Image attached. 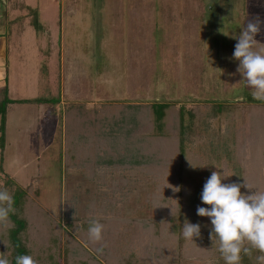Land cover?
Returning <instances> with one entry per match:
<instances>
[{"label":"rangeland","instance_id":"374dc122","mask_svg":"<svg viewBox=\"0 0 264 264\" xmlns=\"http://www.w3.org/2000/svg\"><path fill=\"white\" fill-rule=\"evenodd\" d=\"M256 18L264 22V0H0V90L8 94L0 134V190L13 198L21 190V205L38 203L62 229L67 220H76L74 230H65L38 264H108L105 246L101 254V246L82 242L89 220L112 229L121 223L107 221L118 216L146 226L157 220L155 199L163 190L169 193L167 182L162 190L161 181L132 167L84 180L78 170L84 167L65 161L66 154L73 158L71 150L65 151V139L67 145L77 144L83 134L75 123L78 116L69 114L73 109L105 105L110 115L113 105L132 110L173 104L183 112L185 143L200 155L221 162L233 152L241 130L242 147L248 143L244 148H256L253 153L264 157V109H251L264 101L253 99L233 58L234 37ZM254 39V50L264 49V23ZM195 105L215 111L194 127L186 112ZM89 132L88 141L96 144L101 133L92 142ZM118 140L112 141L118 152L136 155V143L128 146L123 138V146L115 145ZM158 144L149 141L140 148L168 153L165 144ZM119 177L127 179L119 191L102 185ZM78 244L86 254L76 249Z\"/></svg>","mask_w":264,"mask_h":264},{"label":"trees","instance_id":"16d2710c","mask_svg":"<svg viewBox=\"0 0 264 264\" xmlns=\"http://www.w3.org/2000/svg\"><path fill=\"white\" fill-rule=\"evenodd\" d=\"M7 96L6 89L0 90L1 135L5 126L6 107L4 103H6ZM251 106H254L251 109L255 107L260 110L264 109L261 105ZM112 107H114L113 111ZM112 107H110L112 111L110 115H107L109 107L105 105L91 109L80 107L69 111V114L78 116L75 123L78 125L77 130L79 129L83 134L77 144L74 141L67 145V138H64L65 151L71 150L73 154V158L66 154L67 165L84 167L78 170L86 181H94L97 175L105 177L113 171L125 172L132 167L146 177L161 181V186L158 188L163 190L168 186L169 193L166 195L164 192L167 189L163 190V194L155 199L157 200L155 213L157 220L150 219L146 226H140L141 220L123 221L120 217L113 216L107 224L118 222L121 225L112 229L107 226L103 232V241L93 243L88 237L82 242L87 245L91 244L92 247L105 245L108 253L103 254L106 259L101 258L105 259L108 264H185L189 260H195L200 264H225L218 250V241L215 237L212 239L213 226L210 218L197 215L198 206L210 207L201 201V193L205 184L203 177L206 178L211 176L213 171H218L222 177H226L222 183L243 185L247 181L253 189L241 187V192L244 194H252L257 189L264 191V157L262 154L253 153L256 148L252 150L253 147L244 148L249 146L248 143V146L245 144L242 147L238 140L242 131L239 130L236 132L233 152L226 154L221 162L219 159L215 161L207 155H200L198 149L185 143L184 136H182L184 134L183 112L173 104L138 105L132 110L131 106L113 105ZM214 111L215 107L211 105L208 107L195 105L190 107L186 114L190 118L191 125L195 127L196 122L198 124L202 120L204 123ZM245 112L241 110L242 115ZM69 114L65 110L64 120ZM248 115L249 113L246 114ZM73 125L75 127V124ZM64 130L66 136L67 126ZM88 132L93 137L92 142L99 136L98 133H101L99 140H95L96 144L88 141L86 137ZM117 138L119 140L115 142V145L123 146L124 144L120 142L123 138L126 139L124 141L128 146L136 143V155L124 157L123 150L121 153L118 152L120 148L116 149L114 144L112 145V141ZM0 139H2L1 136ZM149 141L160 143L158 145L165 144L164 149L167 148L168 153L160 155L153 152L156 151L154 149L149 152L141 149ZM244 151L248 153V157L243 158L246 155ZM104 181L102 185H105L109 191H119L122 187H126L127 183V179L122 177ZM16 193L18 195L13 198V207L15 211L19 209L20 212L10 213L9 227L0 226V253H6L10 264H15V259L19 255H31L36 261L38 259L45 261L47 253L50 249L52 250L53 245L57 244L56 239L59 240L65 230L73 231L76 220L73 222L67 220L64 224L65 229H62L60 224L52 222L38 203L27 202V205H21L19 202L22 196L21 190ZM28 210L31 215L25 214ZM21 215L26 216L22 218ZM186 221L192 224L199 223V237H194L193 240L184 238L182 233ZM26 222H31V226L28 227ZM54 236H56L55 240H53ZM76 249H81L79 244L76 245ZM133 251L135 256L131 254ZM84 254L86 253L82 250V255ZM258 255H260L259 252L255 250L251 257L242 254L241 264H257Z\"/></svg>","mask_w":264,"mask_h":264},{"label":"clouds","instance_id":"9594fccd","mask_svg":"<svg viewBox=\"0 0 264 264\" xmlns=\"http://www.w3.org/2000/svg\"><path fill=\"white\" fill-rule=\"evenodd\" d=\"M261 23L256 18L249 20L238 37L233 58L239 61L237 71L242 74L247 86L251 87L252 97L264 101V49L254 50L257 41L254 37L260 32ZM222 174L213 171L204 184L201 201L210 207H197V215L210 218L212 239L216 238L225 264H241L242 254L251 257L253 250L260 253L257 264H264V191L243 194L241 187L253 189L244 183H222ZM12 194L0 190V226H10V213H14ZM104 224L98 219H90L88 237L93 243L103 241ZM183 236L193 240L200 236V225L185 222ZM105 245L97 249L103 253ZM0 264H10L6 253H0ZM15 264H38L31 255H19Z\"/></svg>","mask_w":264,"mask_h":264},{"label":"crops","instance_id":"0c3cea01","mask_svg":"<svg viewBox=\"0 0 264 264\" xmlns=\"http://www.w3.org/2000/svg\"><path fill=\"white\" fill-rule=\"evenodd\" d=\"M130 59L132 60V59H133V57H130Z\"/></svg>","mask_w":264,"mask_h":264}]
</instances>
